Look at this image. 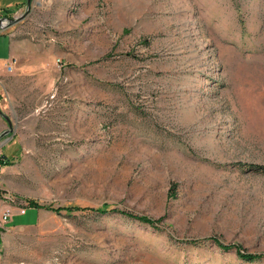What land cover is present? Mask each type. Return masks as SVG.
<instances>
[{"label": "rangeland", "instance_id": "1", "mask_svg": "<svg viewBox=\"0 0 264 264\" xmlns=\"http://www.w3.org/2000/svg\"><path fill=\"white\" fill-rule=\"evenodd\" d=\"M8 18L0 264H264L188 243L264 254V0H32Z\"/></svg>", "mask_w": 264, "mask_h": 264}, {"label": "trees", "instance_id": "2", "mask_svg": "<svg viewBox=\"0 0 264 264\" xmlns=\"http://www.w3.org/2000/svg\"><path fill=\"white\" fill-rule=\"evenodd\" d=\"M7 17H9V16H7ZM10 162H12V160H10L6 154L2 155V157L0 158V167L7 165ZM251 169H252V171L264 173V166L251 167ZM29 205H30V209H34V210L47 209V210L55 211L57 214H60L62 211H66L68 214L73 213V212L89 211V212L104 215V214H107V213L113 211V212H117L118 215L120 214L126 218L139 221V222L146 224V225H149L155 229H157L159 227V224L162 221V220L151 219V218H148L145 216H138V215H135V214H133L131 212H127V211L112 210L108 205H104L101 208H97V209L85 208V207H79V206H72V207L57 209V208H53L51 205L50 206L42 205L39 202H36L35 200H30ZM207 241H211V242L215 243L221 250H223L225 252L235 250L238 257L244 261H247V262H254V261L264 259V254H252V253L244 252V249L242 248V246L236 245V244L225 245V244L221 243L217 238H215V239L209 238V239H205V240H191V241H188V243L191 245H201V243L203 244L204 242H207Z\"/></svg>", "mask_w": 264, "mask_h": 264}, {"label": "crops", "instance_id": "3", "mask_svg": "<svg viewBox=\"0 0 264 264\" xmlns=\"http://www.w3.org/2000/svg\"><path fill=\"white\" fill-rule=\"evenodd\" d=\"M25 6H27V0H0V15L1 16L2 15L10 16V15H12V13L21 10ZM3 35H8V34H2V33L0 34V36H3ZM9 36H10L11 47L18 45L17 46L18 51L21 50V47H23L25 43H27V39H25L23 37L20 38L19 36L18 37L12 36V35H9ZM22 43H24V44H22ZM12 55H13V53L11 52V55L6 60H10L12 58H15ZM24 56L25 55H23V53H22L21 57H20V55H18L17 58H18V60H24L25 59ZM7 63L8 62H6V64ZM24 68L27 69V66Z\"/></svg>", "mask_w": 264, "mask_h": 264}, {"label": "water", "instance_id": "4", "mask_svg": "<svg viewBox=\"0 0 264 264\" xmlns=\"http://www.w3.org/2000/svg\"><path fill=\"white\" fill-rule=\"evenodd\" d=\"M31 2H32V0H27V8L28 9H30V7H31ZM16 22H17L16 18L15 19H11V18H8V17H5V18L1 17L0 18V30H4V29L8 28L9 25H12V24H14ZM3 113L4 112H2L0 110V116L3 117L8 122V124H9L8 126L10 127V130L5 132V134H8V133L12 132V126L13 125H12L11 120Z\"/></svg>", "mask_w": 264, "mask_h": 264}, {"label": "built area", "instance_id": "5", "mask_svg": "<svg viewBox=\"0 0 264 264\" xmlns=\"http://www.w3.org/2000/svg\"><path fill=\"white\" fill-rule=\"evenodd\" d=\"M18 62L16 59H12L10 60L7 64H6V69L8 73H13L15 71V68L17 66ZM21 215L24 216V214H26V209L23 208V210H21L20 212ZM13 214L11 209H6L5 212L3 213V219L5 221L12 219Z\"/></svg>", "mask_w": 264, "mask_h": 264}]
</instances>
